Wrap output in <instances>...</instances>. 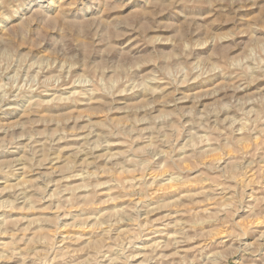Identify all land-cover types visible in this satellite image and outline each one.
<instances>
[{"label": "rangeland", "instance_id": "rangeland-1", "mask_svg": "<svg viewBox=\"0 0 264 264\" xmlns=\"http://www.w3.org/2000/svg\"><path fill=\"white\" fill-rule=\"evenodd\" d=\"M0 264H264V0H0Z\"/></svg>", "mask_w": 264, "mask_h": 264}, {"label": "bare ground", "instance_id": "bare-ground-1", "mask_svg": "<svg viewBox=\"0 0 264 264\" xmlns=\"http://www.w3.org/2000/svg\"><path fill=\"white\" fill-rule=\"evenodd\" d=\"M251 68V67H250ZM254 68V67H253ZM252 69V68H251ZM221 109H222V107H221ZM225 112V111H224ZM234 122V121H233ZM22 191V190H21ZM24 193V192H23ZM19 195V194H18ZM10 202V201H9ZM13 203V202H12Z\"/></svg>", "mask_w": 264, "mask_h": 264}]
</instances>
